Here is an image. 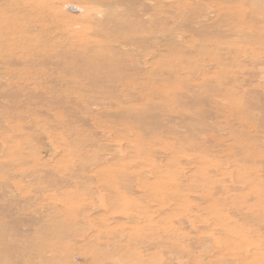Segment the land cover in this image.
Here are the masks:
<instances>
[{
  "label": "rangeland",
  "instance_id": "rangeland-1",
  "mask_svg": "<svg viewBox=\"0 0 264 264\" xmlns=\"http://www.w3.org/2000/svg\"><path fill=\"white\" fill-rule=\"evenodd\" d=\"M0 264H264V0H0Z\"/></svg>",
  "mask_w": 264,
  "mask_h": 264
}]
</instances>
